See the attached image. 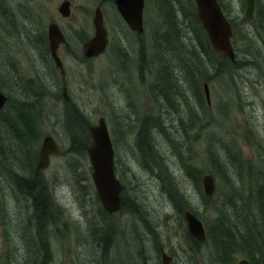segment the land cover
<instances>
[{
    "label": "rangeland",
    "instance_id": "374dc122",
    "mask_svg": "<svg viewBox=\"0 0 264 264\" xmlns=\"http://www.w3.org/2000/svg\"><path fill=\"white\" fill-rule=\"evenodd\" d=\"M70 1V15L64 17L57 12L61 0H0V90L7 96L2 107L3 117H12L19 125L31 110L36 126L32 134L28 133V154H32L33 149V162L28 169L25 159L21 160L15 153L9 152L5 159H0V264L1 256L6 255L1 230L2 210L9 207L10 211L17 212L22 203L18 174L31 176L35 173L33 166L37 162L38 148L48 134L58 141L62 152L37 172L60 211L56 222L47 226L52 233L49 243L52 255L47 264L100 261L102 249L94 248L100 241L95 236L92 239L87 232L86 211L91 216L111 218L115 235L114 242L108 245L111 247H107L111 254L126 255V264H162L160 247L172 257L171 264H211L208 245L196 244L188 235L185 220L181 213H175L162 184L163 180L174 181L183 190L188 200L186 204L198 212L199 217L209 219L215 212L214 201L211 200L213 205L204 210L202 187L200 185L199 190L194 184L196 176H189V171L195 168H201L202 174L208 172L207 139L214 142L216 150H220V146L227 153L237 150L245 163L264 157V27L259 26L260 23L264 25V20L257 23L259 17L252 22L244 19V0H219L237 29L232 38L237 61L227 64L197 34L191 13L194 0H173L176 8L179 6L175 15L180 29L166 37L168 39L161 37L169 24L164 20L161 0H145L143 29L139 33L127 26L113 0ZM260 3L264 7V0ZM97 4L103 12L108 45L102 54L85 59L82 43L93 35L91 18ZM50 21L59 24L67 42L57 49L63 75L50 57L45 38ZM162 56L172 59L179 73L176 68L183 61L205 71L206 78L200 81V100L195 99L196 92L183 85L179 86L178 99L167 107L177 120L179 116L185 119V112L193 108L203 121L210 123L205 133L196 128L194 136L189 135L192 143L184 158L172 150L164 135H158L151 150L144 149L138 144L140 138L134 129L135 123H131L133 111L139 117L155 116L158 121L169 119L163 117L164 112L159 110L151 91L153 72L143 73L140 80L136 68L139 61L153 67ZM221 65L226 71L221 79L207 78L211 69H221ZM203 82L207 83L211 101L210 112L205 115H202L206 103ZM64 87L67 99L62 97ZM105 91L112 94L110 100ZM20 105L26 110L22 111ZM219 105L226 111L225 116L220 114ZM99 116L105 117L113 136L115 171L124 186L123 196L130 194L148 209L152 217L148 224L139 217L136 225L137 216L121 209L111 217L98 200L87 148L91 143L89 126L95 125ZM213 177L215 189L221 181ZM199 178L201 180V175ZM13 211V215H17ZM148 228L156 231L157 241ZM135 231L143 241L140 255L137 254L140 247L135 241ZM240 258L239 254L235 261Z\"/></svg>",
    "mask_w": 264,
    "mask_h": 264
},
{
    "label": "bare ground",
    "instance_id": "6f19581e",
    "mask_svg": "<svg viewBox=\"0 0 264 264\" xmlns=\"http://www.w3.org/2000/svg\"><path fill=\"white\" fill-rule=\"evenodd\" d=\"M255 4L258 13L260 14L259 11L263 13L261 18L264 20V7L259 5L261 4L260 0H255ZM176 5L173 0L172 2L170 0H161L160 2L164 20L169 23L161 35L163 39L176 34L180 29L178 17L175 15V12L179 10V6L176 8ZM181 11L183 12V10ZM105 30L108 36L107 28ZM62 34H64L63 31ZM212 48L220 56L218 50L213 46ZM172 61V59L162 56L158 58L153 67L149 63L145 64L140 61L136 67L140 80L143 73L153 72V81L150 85L151 91L159 104V110L164 112L163 117L166 116L169 119L158 121L155 116H140V118L136 111H133L131 123H135L133 126L135 130L137 129L136 132L138 138H140L138 144L142 145L144 149L151 150L158 135H164L171 143L172 150L178 156L184 158L190 150L192 143V137L190 136H194V129L197 128L199 132L205 133V129L210 123L203 121L193 108L185 112V119H181V116H179V120H177L172 116V113L170 114L167 107L171 106L175 99H178L180 95L179 86L183 85L196 92L193 95L196 96L195 99L200 100V81L205 79L206 76L205 71H201L202 68L190 66L185 61L182 62L180 67L176 68L181 72L179 73L175 70V64ZM219 71V67L211 69L207 78L221 79L222 74ZM204 84L207 83L203 82V89ZM185 90L184 88V92ZM105 93L108 94L110 100L112 94H109L108 91H105ZM24 101L26 102V100ZM205 101L202 115L210 112L209 104L211 101L209 98L207 100L206 96ZM20 106L22 111L26 110L24 105ZM219 110L220 114L225 116L226 111L222 105H219ZM30 111H27L28 118H31ZM213 144L214 142L211 139H207V153L210 161L208 172L221 181L219 187L217 186L212 194L207 196L200 190L202 180L199 178L200 175L207 172L202 174L203 170L197 167V170L195 168L189 171V176H196L194 184L199 187L200 193H202L204 210H208V206L213 205L210 204L211 200L214 201L215 212L213 216L209 219L207 217L202 218L209 225L210 246L213 252L214 264H238L241 259H248L253 264H264V157L257 158L253 163H245L246 161L240 157L237 150H235V153H231L230 150H228V153L218 149L217 151ZM246 164L249 165L246 166ZM33 167L35 173L31 176L18 174L21 193L19 197L22 203L16 209V213L11 210L17 215H13L9 207L2 210L4 220H1V230L5 235L6 255L9 264H47L52 255L49 244L52 233L47 226L56 222L57 215L60 213L59 204L55 201L43 177L37 173L36 164ZM163 181L162 189L172 201L175 213L177 215L181 213V218H184V212L189 210L187 206L190 205L186 204L188 200L183 190L174 181ZM244 182L245 188L243 187ZM212 196L214 198H211ZM120 209L136 215V225L139 224V217L147 224L152 219L148 209L142 204L139 205L130 194L122 196V201L116 211ZM116 211L107 213L110 216ZM84 216L86 220H89L87 232L90 233L92 239L95 236L96 240L100 241L99 244L96 243L94 246L95 250L102 249V255L99 252L98 260L100 261L91 260V262L93 264H126V255V257L124 255L120 256L113 252L111 254V250L108 248L111 247L108 246L109 243L114 242L115 235L111 228V218L106 215L99 217L97 214L96 216L92 215V217L87 211ZM148 230L157 241L156 231L153 228H148ZM134 236L140 247L137 254L140 255L142 254L141 244H143V241L137 231L134 232ZM160 251L161 263L162 253H165L170 258L168 264H171L172 257L161 247ZM239 254L242 255V258L235 261L236 256Z\"/></svg>",
    "mask_w": 264,
    "mask_h": 264
},
{
    "label": "water",
    "instance_id": "95a60500",
    "mask_svg": "<svg viewBox=\"0 0 264 264\" xmlns=\"http://www.w3.org/2000/svg\"><path fill=\"white\" fill-rule=\"evenodd\" d=\"M198 18L207 33L211 45L231 60H234V51L230 43L232 34L231 27L223 15L216 0H194ZM116 8L128 26L136 31H142V9L144 0H114ZM70 2L63 0L57 7V11L63 15L70 14ZM254 0H245V17L251 19L253 16ZM94 35L82 44V54L85 58L94 57L105 50L107 44L106 30L103 25L100 6H96L92 18ZM48 42L50 55L63 73L60 57L57 54V47L65 38L55 22L47 25ZM64 96L66 98L65 87ZM205 95L208 100L209 92L207 84H204ZM6 95L0 91V108L6 101ZM91 143L87 148V154L92 166L91 178L94 183L97 197L107 212L116 211L119 208V194L121 184L113 171V149L109 139L104 117L100 116L95 125L89 126ZM61 153L60 147L52 136L43 138L38 150V167H45L49 163L51 155ZM202 189L205 195H210L213 191V176L210 173L202 175ZM188 232L196 239L203 241L205 238L202 222L193 213L186 210L184 212ZM169 256L162 253V263L168 264ZM238 264H249L246 259H241Z\"/></svg>",
    "mask_w": 264,
    "mask_h": 264
},
{
    "label": "trees",
    "instance_id": "16d2710c",
    "mask_svg": "<svg viewBox=\"0 0 264 264\" xmlns=\"http://www.w3.org/2000/svg\"><path fill=\"white\" fill-rule=\"evenodd\" d=\"M191 9H192V12H191L192 13V21L194 22V25L197 29V34L203 38L205 44L207 45V47H209L210 43L208 41V38H207L205 31L203 30V28H202V26L198 20V17H197L196 11H195V5L193 4L192 1H191ZM257 17L260 18V19H258L257 23L261 22L262 16H259L258 8L255 6V17L253 18V21H255L257 19ZM259 26L264 27V25H262L261 23L259 24ZM236 30H237L236 27H234L233 28V36L235 35ZM45 38H46V36H45ZM45 38L43 35H41V39L44 40ZM200 46L205 47L204 44H200ZM220 56L223 59V61L227 64H234L237 61L236 56H235V60H233V61H231L227 56H224L223 54H220ZM225 68H226V66H225ZM219 72L222 74V76L224 74H226V71L222 65H221V69ZM31 118H27L26 120H23L18 125V123L13 122L12 117H9V118H7L6 116L3 117V109H0V159H5L7 157V155L10 154L9 152L15 153L17 156H19L21 158V160L25 159L24 165L26 164V166H27L26 169H28V167L31 165V161L33 162V149H32V154H28L27 146L29 143L28 138L30 137V136H28V133L32 134L33 129L36 127L35 123L32 121ZM14 119H16L17 122H19L17 120V118H14ZM222 148L223 147L220 146V150L224 151V149H222ZM206 151H208L207 148H206ZM224 152H227V151H224ZM187 208L199 216V214L196 213V211H194V209L191 206H187ZM202 220H203L205 228H206V239H205L204 243L208 245L207 254H208L209 258L211 259L210 263L214 264V259H213V255H212L213 252H212V249L210 246L211 243H210L209 225H208V222L204 221V219H202ZM3 236L5 237L4 233H3ZM4 243H5V239H4ZM197 243L198 242L196 241V244ZM6 245L7 244L5 243V252H6ZM1 261H2V264H9L8 256L7 255L1 256ZM250 263L253 264L251 261H250Z\"/></svg>",
    "mask_w": 264,
    "mask_h": 264
},
{
    "label": "flooded vegetation",
    "instance_id": "af4514ba",
    "mask_svg": "<svg viewBox=\"0 0 264 264\" xmlns=\"http://www.w3.org/2000/svg\"><path fill=\"white\" fill-rule=\"evenodd\" d=\"M97 5H99L100 6V8H101V5L100 4H97ZM224 10V9H223ZM225 12V11H224ZM229 19H230V17H228ZM231 20V19H230ZM232 21V20H231ZM234 22V21H233ZM48 43V42H47ZM66 44V43H65ZM116 158V157H115ZM37 168V167H36ZM38 169V168H37ZM114 169L116 170V167H115V161H114ZM39 170V169H38ZM123 189H124V187H123ZM123 191V190H122ZM122 201V196H121V200H120V202Z\"/></svg>",
    "mask_w": 264,
    "mask_h": 264
}]
</instances>
